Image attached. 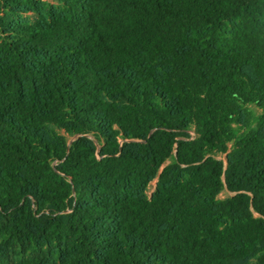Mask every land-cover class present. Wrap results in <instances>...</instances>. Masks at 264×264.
<instances>
[{
	"label": "trees",
	"instance_id": "trees-1",
	"mask_svg": "<svg viewBox=\"0 0 264 264\" xmlns=\"http://www.w3.org/2000/svg\"><path fill=\"white\" fill-rule=\"evenodd\" d=\"M0 264H264V0H0Z\"/></svg>",
	"mask_w": 264,
	"mask_h": 264
},
{
	"label": "rangeland",
	"instance_id": "rangeland-1",
	"mask_svg": "<svg viewBox=\"0 0 264 264\" xmlns=\"http://www.w3.org/2000/svg\"><path fill=\"white\" fill-rule=\"evenodd\" d=\"M155 185H156V182H154L153 185L151 186L150 191H149V194L152 193V191H153ZM229 196H230V194H229L228 192H223L219 197H220L221 199H225V198H227V197H229Z\"/></svg>",
	"mask_w": 264,
	"mask_h": 264
}]
</instances>
